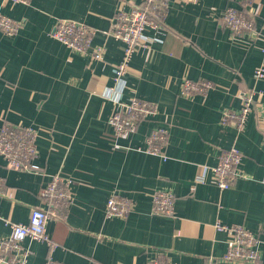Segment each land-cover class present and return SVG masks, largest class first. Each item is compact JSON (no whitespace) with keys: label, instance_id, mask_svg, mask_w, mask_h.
Wrapping results in <instances>:
<instances>
[{"label":"crops","instance_id":"1","mask_svg":"<svg viewBox=\"0 0 264 264\" xmlns=\"http://www.w3.org/2000/svg\"><path fill=\"white\" fill-rule=\"evenodd\" d=\"M227 5V0L171 1L163 41L154 43L151 53H134L122 96L153 101L158 112L116 142L109 124L116 106L104 93L123 55L122 43L108 33L120 1L0 0L3 13L24 23L12 36L0 31V126L8 121L39 130L38 155L28 170L9 169L0 157L1 215L27 222L33 207H47L39 192L60 173L73 181V202L65 216L48 222L59 261L249 264L222 259L228 234L216 228L221 222L242 224L258 236L259 264H264V78L254 76L264 53L259 43L235 38L224 27ZM234 5L249 8L241 1ZM250 9L257 24H264V0H255ZM57 18L94 26V43L106 48L104 59L74 52L55 39ZM185 76L212 80L215 87L205 96H187ZM251 88L258 92L255 108L238 135L221 124V116L227 108L239 109V91ZM161 126L170 131L166 160L144 151L148 134ZM233 144L243 152L241 175L221 190L210 168ZM204 167L206 182L191 191ZM115 188L134 204L125 219L105 216ZM155 188L175 194L173 215L153 213ZM10 231L0 221V239ZM25 245L31 248L28 264H45L46 244L27 239Z\"/></svg>","mask_w":264,"mask_h":264},{"label":"built area","instance_id":"2","mask_svg":"<svg viewBox=\"0 0 264 264\" xmlns=\"http://www.w3.org/2000/svg\"><path fill=\"white\" fill-rule=\"evenodd\" d=\"M29 4L31 0H3ZM120 6L114 16L111 30L108 32L122 43L123 55L121 60L114 65L113 85L105 90V97L113 101L115 111L109 118V124L113 130V137L118 142L137 131L139 124L158 112L155 102L131 96L123 100L122 96L127 89L125 75L129 70L130 61L135 52L143 50L151 53L153 45L161 42L162 34L167 27V18L172 0H141L132 3L131 0H119ZM189 3H197L199 0H183ZM228 5L222 14V23L229 30L231 36L244 38L250 44L257 42L264 53V24H257L255 12L250 7L255 0H227ZM242 2L248 10L236 7L234 2ZM131 4L129 10L125 5ZM24 23L3 13L0 9V31L8 36L15 35ZM97 29L83 21L72 18H57L52 36L65 44L74 52L91 56L94 60H103L105 45L95 44L94 38ZM254 76L257 80L264 78V64L257 67ZM215 87V83L209 79L194 80L185 76L182 83V92L187 96L197 94L205 96ZM254 88L239 91L238 98L241 106L239 109L227 108L223 110L221 124L232 126L237 134L246 129L250 114L255 108ZM262 94V92H259ZM39 130L36 127L21 125L4 121L0 126V156L4 159L6 167L13 170H28L38 155L37 138ZM170 131L167 126L155 127L146 138L144 151L160 156L166 160V147L169 141ZM118 145V144H117ZM243 159L242 150L233 144L222 151L218 162L210 169L214 183L221 190H227L239 177L240 164ZM204 167L199 172L191 185L194 191L200 183L206 182ZM72 179L56 173L40 190V198L47 203L43 208L35 206L31 209L27 222H11L0 213V221H3L11 229L8 236L0 239V264H28L31 248L25 245L27 239L46 244L48 248L45 264H66L54 258V252L58 243L48 231V222L51 218L65 216L73 202ZM3 180L0 178V194H4ZM153 213L173 215L175 212V194L168 189L155 188L151 194ZM133 201L128 195L121 193L117 188L113 189L107 200L106 218H127L133 210ZM216 228L228 234L227 250L222 256L224 261L236 263L259 264L261 254L259 250L260 239L250 229L242 224H223L218 222ZM149 264H165L153 261Z\"/></svg>","mask_w":264,"mask_h":264},{"label":"trees","instance_id":"3","mask_svg":"<svg viewBox=\"0 0 264 264\" xmlns=\"http://www.w3.org/2000/svg\"><path fill=\"white\" fill-rule=\"evenodd\" d=\"M8 122V121H7ZM11 123H13V122H11ZM1 157V156H0ZM6 165V164H5Z\"/></svg>","mask_w":264,"mask_h":264}]
</instances>
